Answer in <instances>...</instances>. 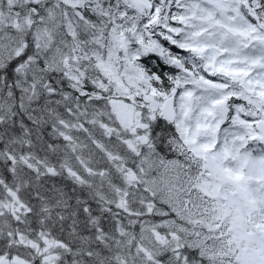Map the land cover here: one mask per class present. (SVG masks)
<instances>
[{"label":"snow or ice","instance_id":"1","mask_svg":"<svg viewBox=\"0 0 264 264\" xmlns=\"http://www.w3.org/2000/svg\"><path fill=\"white\" fill-rule=\"evenodd\" d=\"M0 264H264V0H0Z\"/></svg>","mask_w":264,"mask_h":264}]
</instances>
